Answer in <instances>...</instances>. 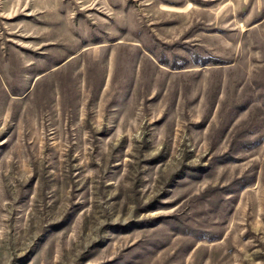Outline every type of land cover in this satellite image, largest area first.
I'll list each match as a JSON object with an SVG mask.
<instances>
[{
	"label": "rangeland",
	"instance_id": "obj_1",
	"mask_svg": "<svg viewBox=\"0 0 264 264\" xmlns=\"http://www.w3.org/2000/svg\"><path fill=\"white\" fill-rule=\"evenodd\" d=\"M0 264H264V0H0Z\"/></svg>",
	"mask_w": 264,
	"mask_h": 264
}]
</instances>
